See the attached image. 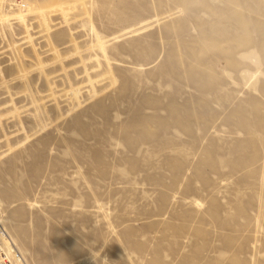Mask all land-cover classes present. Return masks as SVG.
I'll use <instances>...</instances> for the list:
<instances>
[{"label": "rangeland", "instance_id": "1", "mask_svg": "<svg viewBox=\"0 0 264 264\" xmlns=\"http://www.w3.org/2000/svg\"><path fill=\"white\" fill-rule=\"evenodd\" d=\"M0 208L18 264H264V0L1 12Z\"/></svg>", "mask_w": 264, "mask_h": 264}, {"label": "built area", "instance_id": "2", "mask_svg": "<svg viewBox=\"0 0 264 264\" xmlns=\"http://www.w3.org/2000/svg\"><path fill=\"white\" fill-rule=\"evenodd\" d=\"M29 6V0H0V12L8 15H14V13H26ZM17 19L11 18L8 25H15ZM2 217L0 208V219ZM19 254L11 242L8 239L6 232L2 228L0 221V264H15V261L19 259Z\"/></svg>", "mask_w": 264, "mask_h": 264}, {"label": "bare ground", "instance_id": "3", "mask_svg": "<svg viewBox=\"0 0 264 264\" xmlns=\"http://www.w3.org/2000/svg\"><path fill=\"white\" fill-rule=\"evenodd\" d=\"M5 15H6V13H4ZM0 15H1V12H0ZM0 221H1V219H0ZM1 225H2V222H1ZM2 228H3V226H2ZM4 229V228H3ZM5 231V230H4ZM7 234V233H6ZM7 237H8V235H7ZM8 239H10L9 237H8ZM19 254V253H18ZM20 255V254H19ZM18 260V261H17ZM16 261H15V264H18L17 262H20L21 260H20V256H19V259H17ZM23 263V262H22Z\"/></svg>", "mask_w": 264, "mask_h": 264}]
</instances>
